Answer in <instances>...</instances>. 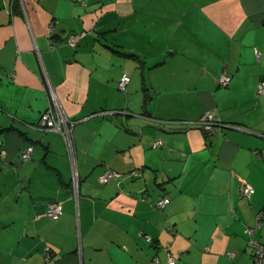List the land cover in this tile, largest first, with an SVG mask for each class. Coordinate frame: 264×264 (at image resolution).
Returning <instances> with one entry per match:
<instances>
[{
  "label": "crops",
  "instance_id": "crops-1",
  "mask_svg": "<svg viewBox=\"0 0 264 264\" xmlns=\"http://www.w3.org/2000/svg\"><path fill=\"white\" fill-rule=\"evenodd\" d=\"M262 78L264 0H0V264H252ZM53 101L71 146L35 126Z\"/></svg>",
  "mask_w": 264,
  "mask_h": 264
},
{
  "label": "built area",
  "instance_id": "built-area-1",
  "mask_svg": "<svg viewBox=\"0 0 264 264\" xmlns=\"http://www.w3.org/2000/svg\"><path fill=\"white\" fill-rule=\"evenodd\" d=\"M78 35L70 34L67 37V42L72 45L76 46L77 44ZM257 58L259 57V53L256 52ZM230 76L226 73L222 72L218 75L216 78L218 85L220 86H226L228 82L230 81ZM129 81V75L123 74L119 81H118V87L121 90H125V86L127 82ZM257 93H264V78L260 79L257 84ZM55 101H53V105L49 106L45 111L41 113V116L35 125L36 127H39L44 130H53L61 133L65 141H67V144L71 146L70 141V125L73 123L71 119H68L67 116L54 104ZM70 124V125H69ZM198 124L203 128V131L205 133V137L207 139H212V137L216 134V127L222 125V122L217 118L214 113L211 110H206L201 118L198 121ZM261 137H264V134L260 135ZM162 144L161 139L157 138L154 139L151 143L153 147H158ZM32 151V146H27L24 148L20 154V157L22 160L29 159ZM121 177V173L107 168L105 169L98 177V181L100 183H107L111 180H115ZM76 183V179L74 180ZM241 194L243 196L249 197L251 194V190L248 186L243 185L240 187ZM169 196H162L158 198L156 201H154L152 204L154 207L162 208L168 201ZM61 213V205L57 202H53L49 205L47 209V214L52 218H57ZM262 216V212H259L255 215L256 217V224L255 226H248L245 228V232L248 236L247 240V246L249 248L250 256L252 264H264V243L260 242L258 238L255 236L256 228L260 224V218ZM234 253L229 251L228 256L233 257ZM175 259L168 254L167 262L166 264H174Z\"/></svg>",
  "mask_w": 264,
  "mask_h": 264
},
{
  "label": "trees",
  "instance_id": "trees-1",
  "mask_svg": "<svg viewBox=\"0 0 264 264\" xmlns=\"http://www.w3.org/2000/svg\"><path fill=\"white\" fill-rule=\"evenodd\" d=\"M27 146H32V145H27ZM27 146H26V147H27ZM26 147H25V148H26ZM22 150H23V149H22ZM32 151H33V146H32ZM32 151H31V153H32ZM21 152H22V151H21ZM29 159H30V157H29ZM29 159H27V160H22L21 157H20V161H21V162L28 161ZM53 202H57V203H59V204L61 205V213H60V215H59L57 218H52V217H50V216L47 214V209H48L49 205H50L51 203H53ZM45 212H46V215H47L50 219H52V220H58V219L61 217L62 213H63V207H62L61 202H60V201H57V200H50V201H48V202L46 203V205H45Z\"/></svg>",
  "mask_w": 264,
  "mask_h": 264
}]
</instances>
